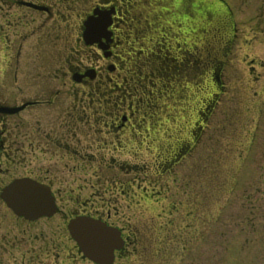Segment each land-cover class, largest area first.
Listing matches in <instances>:
<instances>
[{
  "label": "flooded vegetation",
  "instance_id": "1",
  "mask_svg": "<svg viewBox=\"0 0 264 264\" xmlns=\"http://www.w3.org/2000/svg\"><path fill=\"white\" fill-rule=\"evenodd\" d=\"M180 1L0 0V264H102L72 235L77 217L116 231L107 264L168 252L145 214L185 206L162 177L203 141L234 38L223 0ZM20 180L54 210L16 212L6 190Z\"/></svg>",
  "mask_w": 264,
  "mask_h": 264
},
{
  "label": "rangeland",
  "instance_id": "2",
  "mask_svg": "<svg viewBox=\"0 0 264 264\" xmlns=\"http://www.w3.org/2000/svg\"><path fill=\"white\" fill-rule=\"evenodd\" d=\"M212 1L216 9L223 7ZM224 1L234 30L223 71L225 92L209 115L203 141L170 179L162 177V184L167 179L170 188L177 187L172 191H181L176 201L185 206L161 218L147 206L145 222L156 228L153 249L168 251L155 264H264V0ZM220 34L214 31L212 41ZM186 234L196 237L185 249Z\"/></svg>",
  "mask_w": 264,
  "mask_h": 264
},
{
  "label": "water",
  "instance_id": "3",
  "mask_svg": "<svg viewBox=\"0 0 264 264\" xmlns=\"http://www.w3.org/2000/svg\"><path fill=\"white\" fill-rule=\"evenodd\" d=\"M14 189L20 194L11 196L10 193ZM34 189L41 190L44 193L43 197L38 198L29 194ZM6 191H9L6 197L8 203L20 214L28 217H31V214L40 216L50 214L54 210L51 208V199L46 190L28 180L17 181L11 184ZM69 227L72 235L85 248L89 257L102 264L110 263L112 252L118 244V235L115 230L89 217L74 218Z\"/></svg>",
  "mask_w": 264,
  "mask_h": 264
},
{
  "label": "snow or ice",
  "instance_id": "4",
  "mask_svg": "<svg viewBox=\"0 0 264 264\" xmlns=\"http://www.w3.org/2000/svg\"><path fill=\"white\" fill-rule=\"evenodd\" d=\"M18 194H20V193H18L16 189H14V190L10 193L11 196H16V195H18ZM29 194L34 195V196H36V197H38V198H42L43 195H44V193H43L41 190H39V189L31 190Z\"/></svg>",
  "mask_w": 264,
  "mask_h": 264
}]
</instances>
